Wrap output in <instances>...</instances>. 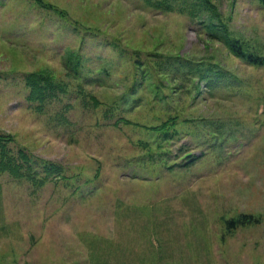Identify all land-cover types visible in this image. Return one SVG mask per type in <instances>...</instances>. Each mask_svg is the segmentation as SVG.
I'll return each instance as SVG.
<instances>
[{"label": "rangeland", "instance_id": "rangeland-1", "mask_svg": "<svg viewBox=\"0 0 264 264\" xmlns=\"http://www.w3.org/2000/svg\"><path fill=\"white\" fill-rule=\"evenodd\" d=\"M194 1L0 0V264H264V4Z\"/></svg>", "mask_w": 264, "mask_h": 264}, {"label": "trees", "instance_id": "trees-1", "mask_svg": "<svg viewBox=\"0 0 264 264\" xmlns=\"http://www.w3.org/2000/svg\"><path fill=\"white\" fill-rule=\"evenodd\" d=\"M263 4H264V0H260ZM197 5H200V11L203 10V12H207L209 14V18L211 17L212 20H215L217 18V14L215 12V9L212 5H210L209 1L207 0H195L194 1V7H196ZM168 11H173L172 7H167L166 8ZM217 20V19H216ZM226 44L228 45L229 49L232 51L233 54H235L237 57L239 58H247L248 61L252 62V64H264L262 59H259L257 57H254L252 54H245L242 51V46L240 43H238V41L229 38L228 40H226ZM83 59V58H82ZM81 67L84 68V66L82 65V60L79 57V59L77 60V62H75L74 64V68H72V70L75 72V78L77 79H81L80 75H79V71L81 70ZM44 83H46L47 85H45L46 89L48 88V90H53V83L51 82V80L49 79H44V82L42 83L44 85ZM29 84L30 86H32V93H35L37 90H45L41 89V87L39 88V84L37 83V81L34 82V80H32V78L29 80ZM37 84V85H36ZM0 144L1 143V139H0ZM8 165V162L5 163V161L1 162V165ZM13 169V167H12ZM261 224V221L255 217H253L252 215H241L236 219H233L231 221L228 222V226L230 229H236L238 227H247V226H252V225H259Z\"/></svg>", "mask_w": 264, "mask_h": 264}]
</instances>
